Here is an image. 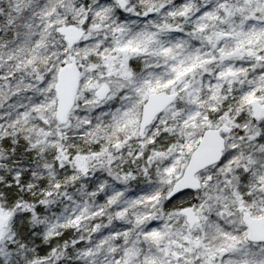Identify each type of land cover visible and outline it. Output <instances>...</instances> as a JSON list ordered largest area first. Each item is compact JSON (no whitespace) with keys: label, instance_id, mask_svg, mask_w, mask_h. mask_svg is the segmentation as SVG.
Instances as JSON below:
<instances>
[{"label":"snow or ice","instance_id":"obj_1","mask_svg":"<svg viewBox=\"0 0 264 264\" xmlns=\"http://www.w3.org/2000/svg\"><path fill=\"white\" fill-rule=\"evenodd\" d=\"M0 264H264V0H0Z\"/></svg>","mask_w":264,"mask_h":264}]
</instances>
